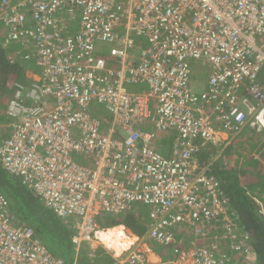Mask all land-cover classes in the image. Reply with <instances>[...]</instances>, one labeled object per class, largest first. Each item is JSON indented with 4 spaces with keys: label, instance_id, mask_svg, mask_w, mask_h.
I'll use <instances>...</instances> for the list:
<instances>
[{
    "label": "built area",
    "instance_id": "obj_1",
    "mask_svg": "<svg viewBox=\"0 0 264 264\" xmlns=\"http://www.w3.org/2000/svg\"><path fill=\"white\" fill-rule=\"evenodd\" d=\"M0 25L6 43L30 42L39 69L8 103L0 165L74 219L76 248L94 239L97 217L138 204L147 242L206 238L223 200L196 153L248 121L264 128V0H0ZM192 61L209 67L199 88ZM169 132L167 156L156 144ZM190 244L166 263L223 264L212 242ZM127 258L143 264L137 248ZM0 264H64L1 191Z\"/></svg>",
    "mask_w": 264,
    "mask_h": 264
},
{
    "label": "trees",
    "instance_id": "obj_2",
    "mask_svg": "<svg viewBox=\"0 0 264 264\" xmlns=\"http://www.w3.org/2000/svg\"><path fill=\"white\" fill-rule=\"evenodd\" d=\"M4 30L5 28L1 26L0 121L5 116L7 117L6 109L13 96L16 84L23 85L26 88L33 81L27 72L30 69L28 61L33 60L30 55L32 52L27 49L26 45L30 42L12 40L6 43L3 40ZM256 81L261 85L263 84L264 69L260 72ZM0 129V138H3L6 135L4 132L9 131L8 122L0 125ZM159 142L164 143L165 141L159 140ZM253 153L257 154L259 159H255ZM196 160L197 171H203V173L217 180L218 196H221L223 200L225 215L235 225L233 231L240 235V240L245 238L241 242V248L249 247L255 255L256 264H264L263 208L261 204L256 202L258 200L262 203L261 200L264 199V129H258L256 125L248 121L229 143L225 144L220 140L216 142L205 141L196 153ZM0 191L8 200L10 212L15 217L16 222L32 225L36 235L47 249L62 258L64 264H113L116 262L112 254L105 252L101 246L97 249H101L100 253L105 254L103 262L98 261V257L93 256L89 244L84 242L76 248L72 241L74 230L70 220L62 221L50 210L44 208L40 200L32 194V191L30 192L23 186L16 177L8 174L1 165ZM15 200L20 201V203L16 204ZM134 208H138L139 211L143 209L142 206ZM25 209L26 212L24 213L22 210ZM223 209L218 212L217 217H214L213 222L206 225L208 235L211 231L215 233L218 225L222 227L226 225V221L223 220ZM146 213L147 220L137 212L136 214L133 212L114 214V216L107 218L105 220L106 224L103 227L101 225V227L111 228L123 224L128 228L124 227L129 235H132L130 232L132 231L134 234L141 236L146 230L147 223H149L147 209ZM30 215L37 219V225L34 224V220L31 219ZM45 232H48L52 240L56 241V245L51 247V241L43 239ZM185 233L191 237L193 236L192 232L185 231ZM214 252L218 257L221 256L215 250Z\"/></svg>",
    "mask_w": 264,
    "mask_h": 264
},
{
    "label": "rangeland",
    "instance_id": "obj_3",
    "mask_svg": "<svg viewBox=\"0 0 264 264\" xmlns=\"http://www.w3.org/2000/svg\"><path fill=\"white\" fill-rule=\"evenodd\" d=\"M76 18L79 19V15H78V12L76 13ZM76 25V27H78V24H77V21L75 23H73ZM141 43H142V40L140 39ZM108 59V58H106ZM30 65H32L31 68H34V62L33 60L30 62ZM208 65H204L202 66V64L200 62H194L192 61L191 62V69H192V81L194 80V84L195 85H198L197 88L200 87L199 83L202 81H204V79L206 78L207 74H208ZM36 69H38V67H36ZM101 107H98V110L95 109L94 113L97 115V116H102L103 115V112L100 110ZM6 122H8V119L6 118V116L4 117V119H2L0 121V124H6ZM1 130V129H0ZM171 137L167 140L171 143L172 141V133H168V136ZM166 141V140H165ZM244 141V140H243ZM260 150V148H259ZM258 151V150H257ZM256 153V151H254ZM253 153L255 159H259L257 158V154ZM79 162H81L79 159H77ZM264 200V199H263ZM259 203L257 204H260V201H258ZM15 203H20V201H16L15 200ZM137 206H142V211L140 212L138 210V208H134L133 210V213L136 214V212L144 217L145 220H147V213H146V209L147 207L146 206H143L141 204H138L136 205L135 207ZM24 213L26 212V209L25 210H22ZM262 215L264 216V212H262ZM114 216V214H107L105 215L103 218L101 217H97V222H98V225H102V227L106 224V219L109 218V217H112ZM31 219L34 220V224L37 225V219L35 217H33L32 215H30ZM223 220L226 221V225L224 227L218 225L217 228H216V231L215 233L213 231L210 232V238L209 239V242L212 240V243L214 244V250L216 252H218V254L221 255V258L223 259V264H256V261H255V255L254 253L250 252V248L249 247H246V248H241V242H243L245 240V238H243L242 240H240V235H237V233H235L233 230L235 228V225L233 224V222H230L229 218L227 216H225L223 218ZM222 220V221H223ZM221 221L222 225H223V222ZM228 222V223H227ZM123 231L126 233L127 236H131V235H128L129 232L125 229H123ZM43 239L45 241H51V247H53L54 245H56V241H53L52 240V237L50 236V234L48 232H45L44 233V236H43ZM49 241V242H50ZM239 241H240V244H239ZM105 244V243H103ZM154 243H152L153 245ZM161 245H156V251H159L161 249ZM108 250V252L112 253L113 255H121L120 253L118 254V252L115 250V252L117 254H115V252L113 251L114 249L111 248H105ZM113 249V250H112Z\"/></svg>",
    "mask_w": 264,
    "mask_h": 264
},
{
    "label": "clouds",
    "instance_id": "obj_4",
    "mask_svg": "<svg viewBox=\"0 0 264 264\" xmlns=\"http://www.w3.org/2000/svg\"><path fill=\"white\" fill-rule=\"evenodd\" d=\"M33 62H34V59H33ZM34 66H35V73H38V71H39V69H36V65H35V62H34ZM7 118V117H6ZM259 129V128H258ZM260 129H262V128H260ZM264 129V128H263ZM80 160V159H79ZM31 192V191H30ZM32 194L33 195H35L33 192H32ZM36 196V195H35ZM37 197V196H36ZM38 198V197H37ZM39 199V198H38ZM257 203H258V200L256 201ZM40 203L42 204V206L44 207V208H46L44 205H43V203H42V201H40ZM47 209V208H46ZM49 210V209H48ZM51 211V210H50ZM52 212V211H51ZM53 213V212H52ZM54 214V213H53ZM13 215V214H12ZM55 215V214H54ZM226 215H225V210L223 209V218L225 217ZM13 219L15 220V222H16V219H15V217L13 216ZM60 219V218H59ZM62 220V219H61ZM68 220H70V222L72 223V226H73V224H74V219L73 218H70V219H63L62 221H68ZM20 224H24V223H20ZM25 225H27V224H25ZM27 226H29V227H31L32 229H33V231H34V233H35V230H34V227L32 226V225H27ZM99 227H98V229L97 230H99V229H105V228H102L100 225H98ZM147 226H148V223H147ZM146 229H147V227H146ZM74 230V229H73ZM74 233H75V231H74ZM193 233V232H192ZM134 234V233H133ZM74 235V234H73ZM136 235V234H135ZM145 235H146V230H145V232H144V234L143 235H141V236H139V235H136V237H135V240L131 243V244H129V246L126 248V249H123L121 252H120V254L121 255H113L112 253V257L116 260V263L117 264H129V262H128V258H127V256L129 255V253L131 252V250L132 249H135V248H137V249H139L140 250V252L143 254V257H144V259H143V264H168V263H166V261L167 260H171V261H175L176 260V258H177V254L176 253H174L173 252V248L175 247V248H185L186 250L187 249H189L190 248V246L192 247V245L190 244V240H195V242H196V245H199V246H204L206 243L208 244V242H209V239H211L210 238V235H208V233H207V237L206 238H204V239H197V238H195V235H194V233L192 234L193 236L191 237L190 235H187V236H190V238L188 239V241H187V244H185V242L183 241V239L184 238H186L187 236H185V237H182L181 238V240L179 239H177V241L174 243V244H172L171 246H168V247H165L166 249L165 250H168L167 251V253H168V255H170V252H171V254H172V256H173V258L171 259V257H167L166 259H161L160 261H158V262H151L148 258H147V254H148V252L150 251V250H152V248L150 247V244H151V242H147L146 241V239H145ZM35 236L36 237H38L37 235H36V233H35ZM39 238V237H38ZM40 239V238H39ZM41 240V239H40ZM93 241H98L97 240V238H96V232H95V237H94V239L92 240V241H88V242H85V243H87V244H89L90 245V243H92ZM210 242H212V240L210 241ZM43 243V242H42ZM84 243V242H83ZM152 243H154V242H152ZM44 244V243H43ZM100 244V246H102L104 249L105 248H108V247H106L103 243H99ZM155 245H157V243H154ZM75 245V244H74ZM158 245H160V244H158ZM162 246V245H161ZM194 246V245H193ZM90 248H91V246H90ZM92 249V248H91ZM109 249H111V248H109ZM49 250V249H48ZM105 250H107V249H105ZM113 250V249H112ZM50 251V250H49ZM114 251V250H113ZM51 252V251H50ZM107 252H108V250H107ZM250 252H252V251H250ZM253 253V252H252ZM255 261H256V259H255Z\"/></svg>",
    "mask_w": 264,
    "mask_h": 264
},
{
    "label": "crops",
    "instance_id": "obj_5",
    "mask_svg": "<svg viewBox=\"0 0 264 264\" xmlns=\"http://www.w3.org/2000/svg\"><path fill=\"white\" fill-rule=\"evenodd\" d=\"M2 25H0V27H1ZM73 27L75 28L76 27V25L75 24H73ZM26 44V43H25ZM27 45V49L28 50H30L31 52H32V45L29 43V44H26ZM30 62L31 61H28V63H29V67H30V69H28L27 70V72H28V76L30 77V78H33V77H35V75H37V73H35V66H34V69L33 68H31L32 67V65H30ZM28 67V68H29ZM264 89V88H263ZM0 125H3V124H0ZM171 137V135L170 136H168V134H167V138H164V143H157L156 144V148H157V150H159V151H161L163 154H165V155H170V145H171V143L169 142V141H167L169 138ZM233 139V138H232ZM231 139V140H232ZM218 140H220V141H223V142H225V144L226 143H229L230 141H229V139L227 138V135H225L224 133H220L219 135H218ZM263 196H264V194H263ZM261 202L262 203H260L261 204V206H262V208H263V212H264V200H261ZM120 225H122V226H120ZM115 226H117V225H115ZM114 226V227H115ZM123 226L126 228V229H128L125 225H123V224H119V226L118 227H122V229H123ZM113 227V226H112ZM108 229V228H107ZM101 230H105V229H101ZM100 231V230H99ZM132 234H133V232L132 231H130ZM97 237V236H96ZM126 237L128 238V239H133V241H134V237H136V235L135 234H133L132 236H127L126 235ZM190 238V236H187L186 238H184L183 239V241L185 242V244H187V241H188V239ZM98 240V239H97ZM132 241V242H133ZM131 242V243H132ZM99 243H102V242H100L99 240L98 241H93L92 243H90V246H91V248H92V250H90V252L91 253H93V256H95V257H98L97 258V260L98 261H101V262H103L104 260H105V254L104 253H100L101 251V249H97V248H99V246H100V244ZM102 247V246H101ZM150 247L152 248V250H150L149 252H148V254H147V258L151 261V262H158V261H160L161 259H166L167 258V256H168V253H167V251L168 250H165L166 248L164 247V246H161L162 248L159 250V251H156L155 249H156V245L155 244H153L152 245V242H151V244H150ZM97 249V250H96ZM105 250V249H104ZM105 252H107V250H105ZM115 252V251H114ZM108 253V252H107ZM115 254H117L116 252H115ZM98 255V256H97ZM170 256H171V259L173 258V256H172V254H171V252H170ZM113 264H117L116 262H114Z\"/></svg>",
    "mask_w": 264,
    "mask_h": 264
},
{
    "label": "bare ground",
    "instance_id": "obj_6",
    "mask_svg": "<svg viewBox=\"0 0 264 264\" xmlns=\"http://www.w3.org/2000/svg\"><path fill=\"white\" fill-rule=\"evenodd\" d=\"M118 226L119 225L115 227H111V228L109 227L108 229L105 228V230L99 229L100 231L97 230L96 238L100 242L105 243L104 245L106 247L113 248L114 251L116 250L119 254L123 249H126L129 246V244H131L133 239H128L126 237V233L123 231L124 226H123V229L122 227H118ZM134 240H135V237H134Z\"/></svg>",
    "mask_w": 264,
    "mask_h": 264
}]
</instances>
